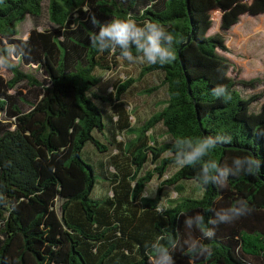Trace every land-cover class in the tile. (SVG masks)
Returning a JSON list of instances; mask_svg holds the SVG:
<instances>
[{
	"label": "trees",
	"instance_id": "1",
	"mask_svg": "<svg viewBox=\"0 0 264 264\" xmlns=\"http://www.w3.org/2000/svg\"><path fill=\"white\" fill-rule=\"evenodd\" d=\"M216 10L219 31L207 35ZM45 11L51 27L16 36L18 22ZM262 13L264 0H0V52L11 46L24 52L14 56L8 79L0 75V264H150L154 252L146 245L162 229L181 243L202 239L199 229L184 225L185 215L202 212L207 220L239 199L253 211L217 225L215 238L202 240L214 254L195 264H264V89L243 95L264 79L230 75V61L219 54L240 15ZM92 15L101 23L128 15L138 24L160 23L181 41L173 63L143 60L138 78L158 75L165 97L139 122L138 134L130 120L135 110L122 98L136 79L120 80L106 96L97 93L103 75L128 61L119 49L90 45L98 31ZM217 85L227 86L230 101L212 95ZM218 133L232 142L210 150L201 165L254 155L260 174L231 176L223 188L202 186L199 165H178L155 196L144 195L153 177L177 165L175 140ZM86 143L102 153L96 164L110 186L103 198L91 195L96 176L82 157ZM147 163L152 167L144 169ZM188 180L202 194L167 199L159 209L162 187ZM174 257L191 264L186 248Z\"/></svg>",
	"mask_w": 264,
	"mask_h": 264
},
{
	"label": "clouds",
	"instance_id": "2",
	"mask_svg": "<svg viewBox=\"0 0 264 264\" xmlns=\"http://www.w3.org/2000/svg\"><path fill=\"white\" fill-rule=\"evenodd\" d=\"M90 20L94 26H98V31L89 37V43L99 51L119 49L121 57L130 63L142 58L148 64L164 66L173 63L176 59L175 46L181 41L163 24L151 21L138 24L131 15L105 23H101L94 15ZM133 49L136 55L133 54ZM16 55H24L23 50L16 46L0 52V68L15 67L12 60ZM211 93L214 97L223 98L225 101H230L232 98L226 85H217ZM231 142L232 137L223 133L175 140V162L180 166L199 165L197 180L202 186L214 184L223 188L231 176H237L242 172L249 176L260 174L261 160L254 155L236 156L231 164L220 165L212 159L200 164L210 150ZM252 211V206L247 200L239 199L231 206L215 211L214 216L207 220L202 212L185 215L184 225L188 229H199L202 239H188L181 243L173 235L166 234L168 229L164 228L150 245H146L154 252V255L150 256V264H176L174 253L177 248H186L191 264H195L199 258L211 257L214 254L211 246L203 243L202 240H213L217 225L230 224Z\"/></svg>",
	"mask_w": 264,
	"mask_h": 264
},
{
	"label": "rangeland",
	"instance_id": "3",
	"mask_svg": "<svg viewBox=\"0 0 264 264\" xmlns=\"http://www.w3.org/2000/svg\"><path fill=\"white\" fill-rule=\"evenodd\" d=\"M50 25L52 24L48 19L46 11L42 12L38 17L29 15L26 16L23 21L17 23L16 36L25 38L33 27L41 30L51 27ZM217 31H219V18L218 11L216 10L212 15L211 27L209 28L207 35H212ZM225 44L227 46V51L219 50V54L230 61L232 66L229 70L230 75L245 79L258 76L264 79V13L255 16L248 14L240 15L238 22L227 31ZM13 61L16 62L15 57H13ZM142 63L143 59H137L135 63L121 61L116 70L103 75L102 82L97 88L98 94L106 96V93L111 91L113 86L120 80L129 77L136 79L130 89L122 97L126 102L128 111H131V109L135 110L130 117L131 122H134L135 125L132 129L134 134H138L139 132V122L148 118L151 113L156 112L160 106L159 101L162 102L161 100L165 97L164 87L161 85L158 75L154 73H146L138 78ZM23 69L27 70L28 67L23 66ZM0 75L5 79H8L11 76L10 72L5 68H0ZM152 86L157 87L152 93L149 91H142L145 88ZM263 89L264 85H260L254 90L245 89L243 95L248 96L252 93L260 92ZM97 104L99 105L98 102ZM258 107L259 103H253L251 109L257 110ZM103 136H107L106 131L103 132ZM160 136H162V134ZM166 140L165 137H162L159 141L163 142ZM101 155L102 153L98 152L93 144H85L82 151V157L92 164L96 176V184L91 193L93 198H103L107 193L110 194V186L106 185L107 182L96 164V160ZM165 155H167V153H165ZM151 167L152 166L147 163L144 166V169ZM177 168L178 164L170 166L161 179L156 176L153 177V179L146 185L144 195L149 197L155 196L160 181L170 176ZM179 186L181 187V191H178ZM161 194L162 200L159 209L166 207L167 199L179 197L180 195H193L198 197L202 194V189L195 181L188 180L182 185L179 183L175 186H163Z\"/></svg>",
	"mask_w": 264,
	"mask_h": 264
}]
</instances>
